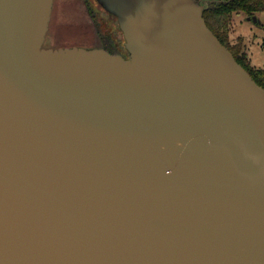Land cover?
Returning a JSON list of instances; mask_svg holds the SVG:
<instances>
[{
    "label": "water",
    "instance_id": "1",
    "mask_svg": "<svg viewBox=\"0 0 264 264\" xmlns=\"http://www.w3.org/2000/svg\"><path fill=\"white\" fill-rule=\"evenodd\" d=\"M97 1L128 57L0 0V264H264V87L203 2Z\"/></svg>",
    "mask_w": 264,
    "mask_h": 264
},
{
    "label": "rangeland",
    "instance_id": "2",
    "mask_svg": "<svg viewBox=\"0 0 264 264\" xmlns=\"http://www.w3.org/2000/svg\"><path fill=\"white\" fill-rule=\"evenodd\" d=\"M89 4L93 14L88 8ZM256 17L257 21H254L244 12H234L230 35L232 39L244 35L245 49L249 50L252 63L264 66V10L258 11ZM105 34H110L120 54L126 55L128 51L118 23L95 0H54L42 47H100Z\"/></svg>",
    "mask_w": 264,
    "mask_h": 264
},
{
    "label": "trees",
    "instance_id": "3",
    "mask_svg": "<svg viewBox=\"0 0 264 264\" xmlns=\"http://www.w3.org/2000/svg\"><path fill=\"white\" fill-rule=\"evenodd\" d=\"M88 1V0H87ZM205 4L203 17L206 24L218 39L233 53L236 60L251 74L253 79L264 87V66H256L251 62L240 39L232 41L230 38V25L234 12H244L247 16L256 15L264 10V0H196ZM92 6L88 8L93 14ZM95 18V16L93 15ZM102 47L110 53L120 54L110 34L103 35Z\"/></svg>",
    "mask_w": 264,
    "mask_h": 264
},
{
    "label": "crops",
    "instance_id": "4",
    "mask_svg": "<svg viewBox=\"0 0 264 264\" xmlns=\"http://www.w3.org/2000/svg\"><path fill=\"white\" fill-rule=\"evenodd\" d=\"M232 22V21H231ZM231 26V25H230ZM230 38H231V35H230ZM232 39V38H231ZM240 39L242 41V44H243V49L246 51V53L248 54L249 58L251 59V62H252V57L251 55L249 54V50H246L245 48H247V44L245 43V36L244 35H239L237 37H235V39H232L233 41L235 40H238Z\"/></svg>",
    "mask_w": 264,
    "mask_h": 264
},
{
    "label": "flooded vegetation",
    "instance_id": "5",
    "mask_svg": "<svg viewBox=\"0 0 264 264\" xmlns=\"http://www.w3.org/2000/svg\"><path fill=\"white\" fill-rule=\"evenodd\" d=\"M97 3H98V1L97 0H95ZM99 4V3H98ZM100 5V4H99ZM101 6V5H100ZM102 7V6H101ZM103 8V7H102ZM104 9V8H103ZM105 10V9H104ZM106 11V10H105ZM107 12V11H106ZM108 13V15L110 16V17H112V18H114L115 20H116V22L118 23V21H117V18L113 15V14H111V13H109V12H107ZM119 26V25H118ZM121 30V29H120ZM122 32V31H121ZM100 47H102V46H100ZM104 48V47H103ZM122 56H124V57H128V52H126V55H122Z\"/></svg>",
    "mask_w": 264,
    "mask_h": 264
}]
</instances>
